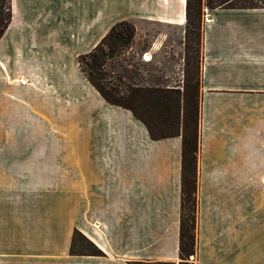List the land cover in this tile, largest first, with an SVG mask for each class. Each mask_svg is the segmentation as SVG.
Masks as SVG:
<instances>
[{
    "label": "crops",
    "instance_id": "1",
    "mask_svg": "<svg viewBox=\"0 0 264 264\" xmlns=\"http://www.w3.org/2000/svg\"><path fill=\"white\" fill-rule=\"evenodd\" d=\"M9 8L0 264H179L182 139H152L131 111L99 95L78 59L127 21L133 45L148 39L143 63L155 61L167 36L147 29H185L186 0H9ZM203 11L192 263L264 264V9ZM183 64L184 54L182 78ZM182 80L165 87L182 90ZM75 232L102 255H71Z\"/></svg>",
    "mask_w": 264,
    "mask_h": 264
},
{
    "label": "trees",
    "instance_id": "2",
    "mask_svg": "<svg viewBox=\"0 0 264 264\" xmlns=\"http://www.w3.org/2000/svg\"><path fill=\"white\" fill-rule=\"evenodd\" d=\"M203 5L206 9H264V0H186L187 27L199 22ZM11 20L9 0H0V39ZM186 27V29H187ZM135 37L133 24L121 21L113 25L93 52L81 55L79 67L90 85L110 105L131 111L141 121L152 139L181 137V215L179 218V264H193L189 258L196 254L197 184L199 142V96L195 113L189 115L190 89L139 87L125 83L121 77L105 82L109 77L103 70L105 60L117 56L119 50L128 49ZM106 47L107 51L103 48ZM197 69L200 49L194 52ZM187 66V63H186ZM80 248V249H79ZM71 255L101 256L102 253L79 232L72 235ZM137 264V263H135ZM172 264V263H160Z\"/></svg>",
    "mask_w": 264,
    "mask_h": 264
},
{
    "label": "rangeland",
    "instance_id": "3",
    "mask_svg": "<svg viewBox=\"0 0 264 264\" xmlns=\"http://www.w3.org/2000/svg\"><path fill=\"white\" fill-rule=\"evenodd\" d=\"M205 6L203 5V10ZM201 10L199 22L195 21L194 26L185 27V29H179L178 26H161L156 25L147 29L146 33L150 36L156 33H162L167 36L166 44L163 46V52L150 63H143L141 58L142 49L146 47L148 39L144 38V41L139 40L138 43L129 45L128 49L119 50L112 58L105 60L103 66L104 72L109 77H105L104 81L108 82L111 79V83L114 79L121 77L123 81L129 85L139 87H160L164 88L168 83L174 84L182 80V90L184 85H187L190 89V104L189 112L190 116L195 113L196 100L194 96H199L198 90V73L196 60L193 58L194 52L200 49L201 28L205 22V12ZM134 47L133 51H130L131 47ZM107 51V48H103ZM166 53V54H165ZM184 54L183 64V78L179 73L182 67H179L182 55ZM187 63V66H186ZM166 88V87H165ZM180 90V91H182ZM199 104V99H198ZM80 249V248H79ZM190 263L192 260L189 258ZM155 264V263H154Z\"/></svg>",
    "mask_w": 264,
    "mask_h": 264
},
{
    "label": "bare ground",
    "instance_id": "4",
    "mask_svg": "<svg viewBox=\"0 0 264 264\" xmlns=\"http://www.w3.org/2000/svg\"><path fill=\"white\" fill-rule=\"evenodd\" d=\"M145 61H150V57L148 55L145 56L144 58Z\"/></svg>",
    "mask_w": 264,
    "mask_h": 264
},
{
    "label": "built area",
    "instance_id": "5",
    "mask_svg": "<svg viewBox=\"0 0 264 264\" xmlns=\"http://www.w3.org/2000/svg\"><path fill=\"white\" fill-rule=\"evenodd\" d=\"M190 259L192 260L193 258H192V257H190Z\"/></svg>",
    "mask_w": 264,
    "mask_h": 264
},
{
    "label": "water",
    "instance_id": "6",
    "mask_svg": "<svg viewBox=\"0 0 264 264\" xmlns=\"http://www.w3.org/2000/svg\"><path fill=\"white\" fill-rule=\"evenodd\" d=\"M205 10H206V8H205ZM205 16V15H204Z\"/></svg>",
    "mask_w": 264,
    "mask_h": 264
}]
</instances>
